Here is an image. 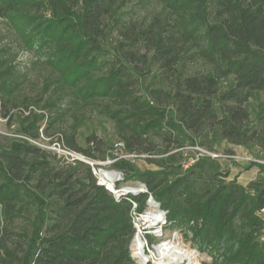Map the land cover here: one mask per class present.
<instances>
[{"label":"trees","instance_id":"16d2710c","mask_svg":"<svg viewBox=\"0 0 264 264\" xmlns=\"http://www.w3.org/2000/svg\"><path fill=\"white\" fill-rule=\"evenodd\" d=\"M161 2L147 25L116 19L124 41L113 47L106 18L121 7L116 0H0V15L24 49L45 56L58 90L70 91L80 107H95L115 123L129 153L157 149L156 136L168 147L181 134L192 144H203L209 135L237 145L258 141L245 104L264 90V0ZM197 59L211 69L186 71L187 62ZM154 62L169 88L146 84L145 67ZM4 65L0 61V107L12 121L19 81L15 67L2 70ZM228 79L233 84L223 92ZM58 101L50 100L40 112L25 105L18 116L21 133L36 140L42 128L47 134L54 129L68 113ZM74 119L62 133L65 147L94 158V147L85 151L76 141L84 118ZM50 156L28 141L1 148L0 264H137L130 250L131 200L142 213L150 194L171 226L190 231L194 246L213 264H264V179L244 186L237 178L227 181L228 172H196L200 163L174 177L169 167L139 171L119 160L115 166L125 173L124 184L136 180L148 192L118 202L87 163L60 168ZM31 205L37 215L28 232L19 221ZM17 226L21 231L11 229Z\"/></svg>","mask_w":264,"mask_h":264},{"label":"rangeland","instance_id":"374dc122","mask_svg":"<svg viewBox=\"0 0 264 264\" xmlns=\"http://www.w3.org/2000/svg\"><path fill=\"white\" fill-rule=\"evenodd\" d=\"M116 2L121 7L115 15L113 14L106 18V23L109 24L107 43L110 47L116 46L120 41H124L119 29H117L118 27L114 28L116 19L119 18L122 22H135L139 26L147 25L162 9L161 0H116ZM141 51L144 52L145 50L142 49ZM151 55L152 52L149 53V57ZM2 60L5 62L2 70L10 66L15 67V78L19 81V88L14 94L18 106L11 108V113L17 114L13 115L12 121L3 117L0 107V152L1 148L8 147L12 141H28L50 154L53 165L60 168L71 163L75 165L77 161L58 151L59 145L62 148L65 146L62 140V133L74 122L75 116L84 118L82 125L78 128L76 141L85 151L94 147L95 157L92 158L93 160L103 163L108 160V157L112 159V154L118 152L116 146L122 139L117 132L115 123L104 115L99 114L95 107H80V104L75 102L70 91L62 93L58 90L57 84L52 82L55 76L46 64L45 56L24 49L7 18L0 15V61ZM210 69L211 67L200 59L196 61L189 60L187 67H185V70L190 73H207ZM144 72L147 85L162 89L170 87V80L167 79L158 62L146 66ZM232 84L233 79H228L226 83L223 82L221 91L225 92ZM62 97L64 98L60 100ZM50 100H59V103L63 102V108L68 110L67 115L48 134L42 128L38 139L27 138L21 133L19 113L22 112L25 105H29L31 109L34 107L37 112H40L42 106L46 105ZM229 104L233 103L230 102ZM245 108L249 113L250 126L258 130L260 136L258 141L250 142L248 145H237L219 136L209 135L202 140L203 144L200 142L192 144L187 136L181 134L180 142L173 143L168 147L166 140L161 136H156L154 138L157 143V149L152 150L150 153L142 152L139 155L143 157L133 158L134 161L132 159L126 161L130 162L139 171H155L169 167L170 169L168 168V170L173 171L174 177L183 174L200 163V166L194 168L196 172L202 173L204 176H209L215 172H228L227 181L237 178V181L244 186H247L253 180L264 179V172L260 170V166L264 165V90L255 91L245 104ZM215 110L220 112L218 104H216ZM197 148L209 150L214 154H218L219 157H203L202 161H196L192 165H188L190 158H195ZM78 153L85 158H89L86 155L87 153ZM168 156L173 157L171 161H169ZM105 166L109 169L117 168L115 164H106ZM127 183L133 185L136 184V180H127ZM52 208V206H49L46 209L49 216L46 223L50 221V210ZM36 215L37 206L31 205L29 212L25 215V219L19 221V226L31 232L33 229L31 221L36 219ZM137 218L138 215L132 217L133 226L136 224ZM19 226L16 229L11 227V229L21 231ZM159 234L154 235L150 231L145 232L148 244L147 249L149 248L150 250L158 245L166 237L177 236L185 244L198 250L193 244L191 232L187 229L176 228L168 222ZM151 238H154V243H151ZM130 250L132 257L138 264L139 261L135 254V235L131 240ZM199 252L204 255V259L199 264H213V259L207 252ZM149 264L155 263L149 262Z\"/></svg>","mask_w":264,"mask_h":264},{"label":"bare ground","instance_id":"6f19581e","mask_svg":"<svg viewBox=\"0 0 264 264\" xmlns=\"http://www.w3.org/2000/svg\"><path fill=\"white\" fill-rule=\"evenodd\" d=\"M108 175V174H107ZM110 178H113L109 175ZM117 190V188H113ZM118 191V190H117ZM123 190H120L121 192ZM128 192H139V187L126 189ZM147 208L143 215L136 221L135 254L140 264H199L204 259L198 250L185 244L179 237L163 239L158 245L149 250L146 246L145 232L159 234L161 224L164 222L165 213L158 201L153 198L148 200ZM160 235V234H159ZM157 235V236H159Z\"/></svg>","mask_w":264,"mask_h":264},{"label":"built area","instance_id":"2783aa9c","mask_svg":"<svg viewBox=\"0 0 264 264\" xmlns=\"http://www.w3.org/2000/svg\"><path fill=\"white\" fill-rule=\"evenodd\" d=\"M116 149L118 152L112 154V159H110V157H108V160L103 162V163H98L95 160H93L92 158H85L80 153L71 151V150L67 149L65 146L62 148L59 145L58 151L63 152L68 157H71V159L74 161H82V162L89 164L91 167V170H92V174L97 179V183L99 185L103 186L109 192H111L113 194L115 200L118 202H120L122 199H124L125 197H127L129 195L138 196L140 194L147 193L148 189L146 188L145 185H142V184L125 185L124 184L125 173L122 170H119L117 168L109 169L105 166L106 164H109V165L113 164L114 165L119 160H131V159L133 160V158L135 159L138 157H143L142 155H139V154H132V153L127 152L125 149V143L123 141H120L117 144ZM203 157L218 158L219 156H218V154H214L213 152H211L209 150H206L203 148H197L195 151V158H193V157L190 158V163L188 165H190V164L192 165L193 163H195L196 161H198L200 158H203ZM77 158H79L80 160H77ZM109 175L112 176L113 178H110ZM131 187H139V192L134 193V192L126 191V189H129ZM113 188H117L118 191L113 190ZM120 190H123V191L119 192ZM153 198L154 197L150 194L148 200L153 199ZM131 202L133 204L132 217H134L136 215H138V217H140L141 215H143L144 212L139 213L136 211L138 204L133 200H131ZM164 213H165V219H164V222L161 224V227H160L161 231L160 232H162L163 227L168 224L167 217H166L167 212L164 211ZM134 227L136 229V224H134ZM154 235H156V234H154ZM146 238L147 237L145 236V241H146V246H147L148 244H147Z\"/></svg>","mask_w":264,"mask_h":264},{"label":"water","instance_id":"95a60500","mask_svg":"<svg viewBox=\"0 0 264 264\" xmlns=\"http://www.w3.org/2000/svg\"><path fill=\"white\" fill-rule=\"evenodd\" d=\"M77 160H80L79 158H77ZM159 203V202H158ZM160 204V203H159ZM139 264V263H138Z\"/></svg>","mask_w":264,"mask_h":264}]
</instances>
